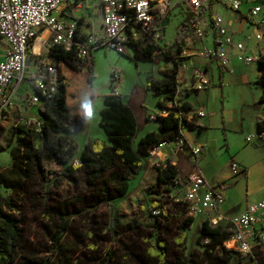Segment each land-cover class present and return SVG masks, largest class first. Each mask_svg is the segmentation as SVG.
I'll use <instances>...</instances> for the list:
<instances>
[{
  "label": "rangeland",
  "instance_id": "374dc122",
  "mask_svg": "<svg viewBox=\"0 0 264 264\" xmlns=\"http://www.w3.org/2000/svg\"><path fill=\"white\" fill-rule=\"evenodd\" d=\"M248 7L247 4L242 7L244 13H247ZM213 14L222 15L233 30L245 28L239 14L221 4L216 3ZM191 16L192 14L175 10L165 23L160 45L172 46L184 23ZM78 17L80 31L84 34L93 27H100L102 23L100 0H91V6L83 8L78 13ZM159 54L160 51L156 53ZM133 55L134 53H130V56H123L100 46L92 52L94 76L91 83L87 82L88 70L78 77L79 91L75 98H69L70 101H79L81 106H84L85 119H82L77 131L70 136V140L78 147L77 157L81 156L82 150L89 142L109 141L100 126V119L101 110L104 108V96L112 92V85H117L116 92L136 111L139 122L137 141L159 127L157 117L166 113L159 108V102L164 104L165 109L172 107L164 97L155 94L152 86V81L162 79L163 72L171 71L172 65L161 60L160 56L152 62L134 61ZM47 59L46 49H32L33 67L28 72H35V68ZM211 68L212 86L209 90L212 91H193L190 96L195 109L202 108L206 112V118H197L199 123L204 124L203 130L200 131L199 128L186 130V134L194 139L196 145L204 146V153L198 157V161L199 168L209 184L216 187L220 181L223 182L226 201L222 208V214L225 216V221L222 223L228 226L230 220L246 210L248 204L264 201V138L258 134L256 128V122L264 115L263 109L257 107L263 94V87L258 83L261 77L258 64L247 65L240 62L233 75L221 73L217 62H212ZM114 72L120 73L119 83H112ZM89 106L92 108L91 115L87 111ZM71 110L77 111L76 107ZM143 111L151 114V119L146 118ZM29 122V118L25 116L15 117V120L7 124L2 132V144L12 142L15 146L17 137L14 130L17 126ZM145 122H149L147 127ZM247 138H251L252 142L248 143ZM10 157L9 151L0 153V167L10 166L12 164ZM159 161L158 157H151L144 171L131 179L130 193L126 199L116 201L112 208L101 206L72 219L71 230L61 240L63 248L67 249L65 254L70 260L78 264H101L108 251L113 249L114 264H139L136 255L144 258L146 264H156L148 257L147 251L150 248V241L155 240L154 236L157 232L168 241L170 261L174 262L176 258L182 256L175 241L184 219L179 217L183 206L176 205L175 201L184 193L175 189L172 194L174 198L166 195L150 196V199L160 198L161 207L168 208L166 213L169 219L163 220L158 228L155 227L154 219L144 205L143 191L157 183L156 165ZM233 162L244 164L248 168V176L234 177L231 169ZM181 163L183 174L190 175L192 172L190 165L183 160ZM51 170L60 172L61 168L53 164ZM0 189L5 195L10 193L8 189L2 187ZM34 189L36 192L28 197L30 200L23 210L25 256L39 264L47 262L64 264L61 258L63 254L53 247V239L58 233V228L55 221L47 218L46 209L51 205L58 206L62 200L73 201L79 206L88 205L90 192L80 174L76 181H65L60 188L55 186L50 188L52 191L50 205H44L45 202H42L48 194L42 193L36 187ZM205 219V216L195 219V224L186 230L189 234V249L196 246L199 237L197 227L200 221ZM114 231L121 236L125 248H121L120 244L113 240ZM92 247L98 249L96 254L92 253ZM244 256L246 258L240 264L264 262V246L256 249L254 256ZM18 264L29 263L22 258Z\"/></svg>",
  "mask_w": 264,
  "mask_h": 264
},
{
  "label": "trees",
  "instance_id": "16d2710c",
  "mask_svg": "<svg viewBox=\"0 0 264 264\" xmlns=\"http://www.w3.org/2000/svg\"><path fill=\"white\" fill-rule=\"evenodd\" d=\"M80 24V21H79ZM45 31V29H43ZM41 35V33H39ZM38 35V37H39ZM84 36H79L82 41ZM32 41L33 47L35 40ZM184 40L183 31H179L177 40L172 46H161L159 42L147 35L141 36L139 41L133 44L134 61H156L158 56L168 65H172L171 71H164L163 78L153 80L152 86L155 94L164 97L172 104L171 108L164 107L159 102V108L165 111V115L158 116V130L146 133L140 140H136L139 132V122L132 107L126 104L120 94L116 92L117 85H112V92L104 96V108L101 110L100 126L103 128L108 142L95 140L89 142L77 157L78 147L70 140V136L78 129V124L85 119L84 106L79 101L69 100L75 98L79 91L76 78L85 70H88V83L94 76L92 54L89 59H82L78 55L76 47L66 51L62 47L51 49L46 60L50 70L55 71L53 79L48 82L55 83L56 92L52 98H45L40 109L41 124L19 125L14 130L17 144L12 142L2 144V132L0 131V153L9 151L12 164L9 167H0V188L10 191L5 195L0 189V264H18L24 258L29 264H39L26 258V245L23 224L24 207L30 200L28 197L40 190L48 194L42 200L44 205L51 204L50 191L53 186L60 188L65 181H76L77 176L82 175L90 192V203L79 206L73 201L62 200L58 206H50L47 218L55 221L58 233L53 239L54 250L61 252L64 264H78L73 262L65 254L61 240L72 228V219L89 210H96L101 206L113 207L118 200L126 199L130 193V181L136 175L142 173L147 162L151 159V152L162 143L178 141L184 136L186 130L200 131L195 116L196 109L190 98L191 92L178 94L179 85L178 70L184 63V58L179 55L182 52L181 44ZM160 51L159 55H156ZM261 77L258 83L263 87V94L257 104L264 111V60L260 62ZM39 78V76L37 77ZM76 107V112L71 109ZM257 132L264 135V115L256 122ZM79 164L75 165L74 160ZM55 164L61 168L60 172L51 170ZM182 165L172 159L158 162L157 183L144 189V205L149 215L154 219L155 227L161 226L163 220H168L166 213L168 208L161 207V199H150V196L174 198L175 189L183 188L189 175L183 174ZM37 199V198H36ZM78 199V198H77ZM82 201V200H81ZM176 205L183 206L179 217H183L181 231L175 244L181 252L180 257L174 262L170 261V246L168 241L157 232L155 240L150 241L147 251L148 257L156 264H240L246 256L228 251L221 246L230 239L234 230L230 225L222 222L215 225L209 219L198 224L199 237L193 249H189V234L186 232L195 224V219L190 217L186 203L175 201ZM160 211L159 214L155 212ZM183 212V213H182ZM113 240L125 248L121 236L116 232ZM98 249L92 247V253ZM115 252L110 249L101 264H114ZM139 264H146L144 258L136 255ZM46 264H53L47 262ZM259 264H264L261 262Z\"/></svg>",
  "mask_w": 264,
  "mask_h": 264
},
{
  "label": "built area",
  "instance_id": "2783aa9c",
  "mask_svg": "<svg viewBox=\"0 0 264 264\" xmlns=\"http://www.w3.org/2000/svg\"><path fill=\"white\" fill-rule=\"evenodd\" d=\"M216 3L238 13L247 23L246 29L233 30L222 15L213 14ZM245 4L249 6L247 13L242 10ZM90 6L91 0H0V40L6 47L5 58L0 62V128L25 81L32 58V41L44 32L43 29L50 33L44 44L48 55L58 46L66 51L76 47L79 57L86 60L93 50L104 46L130 56L134 53L133 44L143 35L160 42L165 23L175 10H180L192 14L182 28L184 40L179 57L184 61L198 57L208 63L217 62L225 73L233 74L235 58L247 65L258 64V67L264 60V0H100L102 23L84 34L80 31L78 13ZM81 35L84 38L78 41ZM39 73L35 93L23 99L28 108L43 105L45 98H52L56 92L53 80L47 81L56 73L49 69L46 61L40 65ZM178 80V94L204 91L211 84L208 71L192 61L180 67ZM119 81L120 73L114 72L112 83ZM195 116L205 118L206 112L199 109ZM25 124L39 128L41 118ZM247 142L251 143L252 139L247 138ZM169 144L162 143L151 156L158 157L161 149ZM173 145L176 154L188 157L192 168L186 185L179 189L184 194L176 201L186 203L188 214L194 219L205 216L215 225L224 222V185L211 186L198 166L204 146L188 141L185 136ZM74 164L78 165L79 160L75 159ZM231 169L234 177L246 174V169L236 162ZM230 226L234 234L221 247L254 256L256 249L264 246V201L248 204L246 210L230 220Z\"/></svg>",
  "mask_w": 264,
  "mask_h": 264
},
{
  "label": "crops",
  "instance_id": "0c3cea01",
  "mask_svg": "<svg viewBox=\"0 0 264 264\" xmlns=\"http://www.w3.org/2000/svg\"><path fill=\"white\" fill-rule=\"evenodd\" d=\"M208 15V14H207ZM206 15V16H207ZM240 16V15H239ZM240 19H241V16H240ZM241 21L243 22V24L245 25V28H240V29H238V30H236V31H242V30H244V29H246V26H247V23L244 21V20H242L241 19ZM230 23H232V21H230ZM47 31V30H46ZM45 32V31H44ZM44 32L43 33H41V35H39V37L37 38V40H36V42H35V44H34V47H33V49L35 48V50L36 49H41V50H43V49H45L44 48V44H45V42H46V40L49 38V36H50V33H49V35H48V37L47 38H45L44 40H43V45H40L39 43H38V39L40 38V37H42L43 35H44ZM5 52H6V47H5V44L0 40V62L1 61H3L4 60V58H5ZM48 54V53H47ZM49 56V55H48ZM191 61L192 62H194V65H196V66H198V67H200V68H202V69H205V70H207L208 71V76H209V78H210V81H211V76H210V73H211V63H205V62H203V61H201V59H199L198 57H193V58H190V59H186L185 61H184V63H187V64H189V63H191ZM240 62H242L240 59H238V58H235L234 60H233V68H234V73L233 74H235V71H236V68H237V66H238V64L240 63ZM33 67V65H32V62H31V60H30V66H29V68H28V70L30 71L31 70V68ZM39 65L35 68L36 69V71L35 72H31V73H29L28 72V70H27V73H26V77H25V81H24V83L21 85V87L19 88V91H18V93H17V96H16V98H15V103H14V106L12 107V108H10L7 112H6V115H5V119H4V121H3V124H2V126H1V128H0V131L1 132H3V130L7 127V124L9 125L10 123H11V121L14 119L15 120V117L16 118H19V117H27V118H29V120L30 121H32L33 119L34 120H36V119H39V118H41V116H40V109H42V107H43V105H37V106H34V107H27V105L26 104H24L23 103V99L24 98H26V97H28V96H31V95H33L34 93H35V83H36V79H37V77L39 76ZM220 67V66H219ZM258 69H259V67H258ZM191 70H192V68H190L189 69V72H191ZM220 70H221V73L222 72H224L222 69H221V67H220ZM259 71H260V69H259ZM88 74H89V72H88ZM87 74V75H88ZM226 73L224 72V75H225ZM227 74H229V73H227ZM232 74V75H233ZM260 74H261V71H260ZM81 76V75H80ZM77 79H78V77L76 78V82H77ZM87 82H88V78H87ZM186 85H188V84H186ZM212 86V81H211V84L205 89V90H209V88ZM212 91V89L211 90H209L208 92H211ZM190 92H193V90H190ZM201 92V91H200ZM131 107H132V109L134 110V108H133V106L131 105ZM200 109H202V108H200ZM134 112L136 113V111L134 110ZM144 112V114L146 115V118L147 117H151L152 115L151 114H149V113H147V112H145V111H143ZM207 116V115H206ZM145 118V117H144ZM206 118V117H205ZM151 119V118H150ZM145 127H147L148 125H149V122H145ZM199 125L200 126H202L203 125V127H204V124L203 123H199ZM158 130V127H156V129L155 130H152V131H157ZM151 132V131H150ZM184 136L188 139V141H190V142H192V143H195L194 142V139L192 138V137H190L189 135H187L186 134V131L184 132ZM262 136V138H264V135H261ZM227 143V142H226ZM228 146V145H227ZM175 148H176V146L175 145H173V144H169V145H167V146H165V147H163L162 149H161V151H160V154H159V156H158V159L160 160V162H164V161H166V159L167 158H169V159H174V160H176V161H178L181 165H182V160L187 164H189L190 165V163H189V161H188V157L186 156V155H184V154H176V150H175ZM230 147H228V149H229ZM10 160H11V157H10ZM12 162V161H11ZM198 166H199V162H198ZM240 166H242L243 168H245L246 169V174L244 175L245 177L246 176H248V168H246L245 167V165L244 164H242V163H240ZM9 167V166H8ZM190 167H191V165H190ZM192 169V168H191ZM201 170V169H200ZM203 173V172H202ZM233 175V174H232ZM208 181V180H207ZM223 182H219L218 183V185L219 184H222ZM227 212V211H226Z\"/></svg>",
  "mask_w": 264,
  "mask_h": 264
},
{
  "label": "bare ground",
  "instance_id": "6f19581e",
  "mask_svg": "<svg viewBox=\"0 0 264 264\" xmlns=\"http://www.w3.org/2000/svg\"><path fill=\"white\" fill-rule=\"evenodd\" d=\"M48 35H49V31L47 30V31L44 32V35L38 39V43H39L40 45H43V40H44L45 38H47Z\"/></svg>",
  "mask_w": 264,
  "mask_h": 264
},
{
  "label": "clouds",
  "instance_id": "9594fccd",
  "mask_svg": "<svg viewBox=\"0 0 264 264\" xmlns=\"http://www.w3.org/2000/svg\"><path fill=\"white\" fill-rule=\"evenodd\" d=\"M87 111H88V114H89V115L92 114V108H91V106H89V108L87 109Z\"/></svg>",
  "mask_w": 264,
  "mask_h": 264
}]
</instances>
